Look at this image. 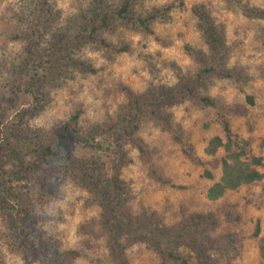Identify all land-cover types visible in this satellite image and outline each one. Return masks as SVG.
I'll list each match as a JSON object with an SVG mask.
<instances>
[{
  "label": "rangeland",
  "instance_id": "obj_1",
  "mask_svg": "<svg viewBox=\"0 0 264 264\" xmlns=\"http://www.w3.org/2000/svg\"><path fill=\"white\" fill-rule=\"evenodd\" d=\"M124 1L0 0V178L19 169V157L28 167L10 184L27 210L2 207L0 193V264H48L21 229L26 214L64 264H179L130 239L125 214L161 236L184 226L191 237L174 249L186 264H264V0H132L133 16L156 13L150 32L112 13L97 33L104 44L80 35ZM31 49L42 61L29 59ZM188 82L213 105L187 93ZM135 96L154 113H140L129 137ZM76 113L88 144H66L92 169L99 158L107 175L116 172V194L38 158L40 144ZM222 117L263 158V177L209 199L225 153L205 147L224 138ZM42 177L51 185L40 187ZM224 239L226 253L215 242Z\"/></svg>",
  "mask_w": 264,
  "mask_h": 264
},
{
  "label": "trees",
  "instance_id": "obj_2",
  "mask_svg": "<svg viewBox=\"0 0 264 264\" xmlns=\"http://www.w3.org/2000/svg\"><path fill=\"white\" fill-rule=\"evenodd\" d=\"M132 0H125L118 8L113 11L102 12L98 14L91 22L85 24V28L80 29V35L89 40L97 39V33L104 26L108 25L110 20V15L113 13L119 18L125 19H135L139 26L142 27L145 31H151L149 24L151 20L156 18V13L150 12L144 16H133L131 10ZM168 9V8H166ZM99 38V37H98ZM100 42L104 44V41L99 38ZM35 48V47H34ZM36 49V48H35ZM29 59L35 60L36 58L42 61L39 53L37 57L34 55L35 51L33 49L28 50L27 52ZM49 56V54L47 53ZM44 60V59H43ZM208 71V69H205ZM185 91L189 93L192 97L196 98L202 105L212 106V101L207 96L195 95L192 90L189 88L190 83H185ZM247 100L252 103V98L247 97ZM134 104L129 111V120L130 126L126 128L124 135L131 136L137 129V122L139 119V114L147 111L151 114L154 113V108H150V104L140 103L138 97H133ZM77 113L72 116L68 126L65 127L62 131H56L53 135V139L43 142L40 144V151H38V158L40 161H46L50 166L57 167L60 169L71 168L74 171L77 170L80 173V177L87 176L89 178H95L97 185L102 188L105 193H114L118 190L117 182V173L114 172L112 175H107L105 164L99 159L94 158L92 160L94 169L85 165V160L80 159L72 153V149L66 144L67 139H72L73 141L80 142L82 144H88L86 138L80 136L79 131L76 127L77 125ZM224 138L220 136H212L205 147V152L209 155H212L216 152L218 148H223L224 156L221 159V177L220 179L213 183L206 192V195L209 199H217L221 197L226 190H233L238 188L241 185L250 184L256 181H259L263 177V173L260 171V167L263 164V158L260 155H254L249 150V143L247 140L238 138L235 134L232 133L229 127V123L225 117L221 118ZM111 127V126H109ZM107 128V130L111 128ZM126 127V126H125ZM102 131V130H101ZM90 142V147L100 148L101 144L99 142ZM19 169L11 170L9 172L5 171V175H8V178H0V193L2 192V207H8L14 209L18 206V210H27V206L24 205V201L21 202V195L19 192H16L13 186H11L12 181L19 182L22 179L26 178L25 171L28 167L23 165L22 159L18 158ZM88 163V162H87ZM116 170V166H113ZM82 171V172H81ZM94 172V173H93ZM82 173V174H81ZM206 173V177L210 178L211 174ZM6 179H9L6 181ZM40 187H48L50 183L49 178L42 177L38 182ZM11 184V185H10ZM18 191V190H17ZM116 197V196H115ZM113 206L118 207L116 202H112ZM122 208V207H121ZM112 213H115L112 210ZM129 214H125L128 217V223L125 225V233L130 239H142L147 242L153 243L156 246L158 253L163 257L165 261L177 262L179 264H186L187 260L179 254L175 249V244L177 241L190 238L191 235L185 231L184 226L173 228L171 230L165 231L164 235H158L155 231L144 230L140 228V225L135 224ZM197 217H203L200 214L196 215ZM27 214L22 218L20 222L21 229H26L27 233L30 234L31 242L35 246L36 254L48 255L49 262L48 264H64V257L58 250L57 246L52 240L46 239L43 236V233L38 230H29L33 227L34 221L27 220ZM212 214H207L206 218L208 220L212 219ZM123 219V218H122ZM214 222V220H213ZM16 225V224H15ZM17 227V225H16ZM29 231V232H28ZM258 232V225L256 226L255 234ZM25 233V232H24ZM21 234V233H20ZM23 235V234H22ZM220 246L223 247L225 253L228 248L226 247V239L223 241H215ZM230 244V241H229Z\"/></svg>",
  "mask_w": 264,
  "mask_h": 264
}]
</instances>
